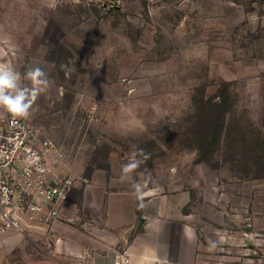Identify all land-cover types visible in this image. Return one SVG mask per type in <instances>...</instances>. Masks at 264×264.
Returning <instances> with one entry per match:
<instances>
[{
  "label": "rangeland",
  "instance_id": "obj_1",
  "mask_svg": "<svg viewBox=\"0 0 264 264\" xmlns=\"http://www.w3.org/2000/svg\"><path fill=\"white\" fill-rule=\"evenodd\" d=\"M0 63L54 81L27 120L75 189L179 197L206 261L264 257V0H0Z\"/></svg>",
  "mask_w": 264,
  "mask_h": 264
},
{
  "label": "crops",
  "instance_id": "obj_2",
  "mask_svg": "<svg viewBox=\"0 0 264 264\" xmlns=\"http://www.w3.org/2000/svg\"><path fill=\"white\" fill-rule=\"evenodd\" d=\"M119 182L104 180L75 189L46 232H0V264L16 248L26 250L28 264H50L49 251L38 248L50 241V253L65 264H116L126 256L127 264H264V257L206 261L179 197L145 195Z\"/></svg>",
  "mask_w": 264,
  "mask_h": 264
},
{
  "label": "built area",
  "instance_id": "obj_3",
  "mask_svg": "<svg viewBox=\"0 0 264 264\" xmlns=\"http://www.w3.org/2000/svg\"><path fill=\"white\" fill-rule=\"evenodd\" d=\"M64 149L27 119L0 112V232H46L80 179ZM129 257L116 264H127Z\"/></svg>",
  "mask_w": 264,
  "mask_h": 264
},
{
  "label": "clouds",
  "instance_id": "obj_4",
  "mask_svg": "<svg viewBox=\"0 0 264 264\" xmlns=\"http://www.w3.org/2000/svg\"><path fill=\"white\" fill-rule=\"evenodd\" d=\"M53 85L49 74L39 66L22 74L11 64L0 63V108L16 119H27L36 101Z\"/></svg>",
  "mask_w": 264,
  "mask_h": 264
}]
</instances>
